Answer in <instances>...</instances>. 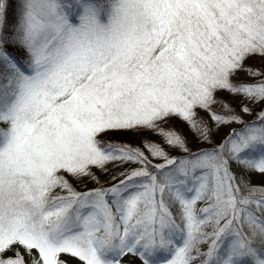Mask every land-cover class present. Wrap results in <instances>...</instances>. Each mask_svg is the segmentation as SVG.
Here are the masks:
<instances>
[{
    "label": "snow or ice",
    "instance_id": "snow-or-ice-1",
    "mask_svg": "<svg viewBox=\"0 0 264 264\" xmlns=\"http://www.w3.org/2000/svg\"><path fill=\"white\" fill-rule=\"evenodd\" d=\"M253 56L264 0H0V264H264Z\"/></svg>",
    "mask_w": 264,
    "mask_h": 264
},
{
    "label": "trees",
    "instance_id": "trees-1",
    "mask_svg": "<svg viewBox=\"0 0 264 264\" xmlns=\"http://www.w3.org/2000/svg\"><path fill=\"white\" fill-rule=\"evenodd\" d=\"M13 52H16L15 49H10ZM18 54V53H17ZM246 63L251 64V65H255L256 67H261L264 66V62H260L257 59H254L253 57H251L249 60L246 61ZM241 77L244 79H250L249 77H245L243 76V74H241ZM218 95L223 96L225 98V100H228L232 103V105L236 108L237 111H239V97H232L229 96L226 92H221L218 93ZM217 108H219V105L216 106ZM260 105L257 104L254 108L253 114L252 115H245L244 119L247 121H251L255 119V112L260 110ZM203 114V113H202ZM170 124H174L176 126V128L183 133L187 139H188V146L191 149H196L197 147H203V144H199L195 138V136L189 132L188 127L184 124H182L180 121L178 120H173L169 122ZM233 127L231 129H239L241 127V125L233 123L232 124ZM0 127H3V125H0ZM230 130H226V126L221 127L218 131L213 129V142L214 143H219L221 142V140L227 136L229 134ZM112 136V139L117 140V141H124V142H128L132 145H138L140 144V140H141V135H150L148 133H143V134H137L134 132H124V133H115V134H110ZM172 156H177L180 155L179 152L177 151H173L171 153ZM128 167H133V165H128ZM94 171H96L94 169ZM116 171L111 165H109V174L105 175L102 172L96 171V174L99 176L100 178V182L101 183H105L107 181L110 180V176L111 174ZM70 182L72 183L73 187L77 190V191H86L88 189L94 188L97 186V184L90 180V179H74L72 177H68ZM252 183L253 184H261L264 183V177H260L258 175H253L252 176ZM59 191V190H58ZM202 250L206 251L207 250V245L202 246ZM10 255V253H9ZM82 264V262H81ZM125 264H141V262H137L136 260L133 261H128L125 262Z\"/></svg>",
    "mask_w": 264,
    "mask_h": 264
},
{
    "label": "rangeland",
    "instance_id": "rangeland-1",
    "mask_svg": "<svg viewBox=\"0 0 264 264\" xmlns=\"http://www.w3.org/2000/svg\"><path fill=\"white\" fill-rule=\"evenodd\" d=\"M254 59H257L258 61L262 62V59L258 56H253ZM233 127V125H231V128ZM231 128H229L228 126H226V130H230ZM62 259H65V260H69V256L67 254H62ZM125 262H128V261H137L139 262L138 259L134 258L133 256L131 255H128L127 257L123 258ZM71 264H81V261L78 260V258H74V259H71Z\"/></svg>",
    "mask_w": 264,
    "mask_h": 264
}]
</instances>
